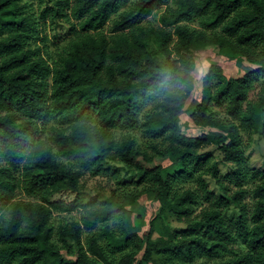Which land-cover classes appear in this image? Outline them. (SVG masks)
Listing matches in <instances>:
<instances>
[{
	"label": "trees",
	"instance_id": "trees-1",
	"mask_svg": "<svg viewBox=\"0 0 264 264\" xmlns=\"http://www.w3.org/2000/svg\"><path fill=\"white\" fill-rule=\"evenodd\" d=\"M128 2L0 0V264H264V168L242 135L264 140V0ZM113 163L134 199L81 201ZM79 208L56 244L53 210Z\"/></svg>",
	"mask_w": 264,
	"mask_h": 264
},
{
	"label": "rangeland",
	"instance_id": "rangeland-1",
	"mask_svg": "<svg viewBox=\"0 0 264 264\" xmlns=\"http://www.w3.org/2000/svg\"><path fill=\"white\" fill-rule=\"evenodd\" d=\"M136 0H129L127 5L123 6L121 11H125L129 8V6ZM166 7L160 8L158 11L154 12V15L149 17L144 24L147 26H160L158 17L160 14L165 12ZM117 16H113L112 19L116 18ZM190 26H193L195 28H200L196 21L188 23ZM110 24H107L104 27V31L107 32L110 29ZM45 29L46 35H51L52 31L49 26H46ZM48 51L53 52L55 49H57L58 46H62L60 43H53L51 39L48 40ZM42 44V43H41ZM155 46V45H154ZM43 47V46H42ZM44 48V47H43ZM209 53L203 54L207 55ZM132 135L135 138V141L138 144H143L146 139L140 134L139 131H125V130H117L115 132L116 138L119 139L122 135L125 134ZM244 140L247 145V154H248V164L251 168H264V140H261L257 134L254 133H243ZM215 155V159L217 161H221V157ZM61 163L65 165H69V161L65 158L60 157ZM139 162V161H138ZM107 168V167H106ZM232 170V166L229 164L220 163L219 164V171L220 175H224L227 172H230ZM123 174V171L119 168V166L116 163H113L110 167H108V170H105V172L97 175H93L91 173H86L84 177L81 178V201L88 202L90 198L95 199V204L98 205L101 202H104L109 195L112 193L113 190H116V198L121 200L122 202H129L132 201L134 198L133 194L131 192H138V190H141V187L138 189L133 186H122V183L119 182V175ZM210 181V186L214 190L215 194L219 195V190L214 184V181L211 178H208ZM18 198L24 199V200H35L33 197L26 195L23 193L22 190L18 191ZM75 194H64V195H57L54 196V200H72L74 198ZM144 199V197L142 198ZM245 202L249 203V207L252 206L251 200L247 198ZM154 206V205H153ZM153 206L149 207V210L152 212L154 209ZM85 209L76 210L74 212H58L53 210V215L49 221V226L52 227V238L56 244L61 245L62 241L58 237L57 230L59 226L61 225H70L72 223H81V212ZM235 216V213H230L229 217L232 218ZM171 222V228L173 231L179 232L181 229L184 228V225L182 223L177 222L174 218L170 219ZM112 229L118 234L120 233L119 227L115 223H111ZM91 235H95L98 239V243L101 247H106V237L103 235V233L99 229H95L92 232L84 229L83 233L81 234V242L82 245L85 246V249L87 248L86 243L88 241V238ZM102 249V248H101ZM245 251L242 244H235L234 248L231 253L226 254L225 258H231L233 256H237V254H240L241 252ZM112 255H110V258L112 259ZM119 258L120 255L118 252H115L113 259ZM224 258V257H223ZM204 262H207L205 260Z\"/></svg>",
	"mask_w": 264,
	"mask_h": 264
}]
</instances>
